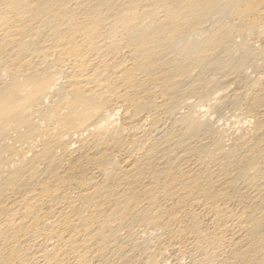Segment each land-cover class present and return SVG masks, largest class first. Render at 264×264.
<instances>
[{"label": "bare ground", "instance_id": "6f19581e", "mask_svg": "<svg viewBox=\"0 0 264 264\" xmlns=\"http://www.w3.org/2000/svg\"><path fill=\"white\" fill-rule=\"evenodd\" d=\"M0 264H264V0H0Z\"/></svg>", "mask_w": 264, "mask_h": 264}]
</instances>
